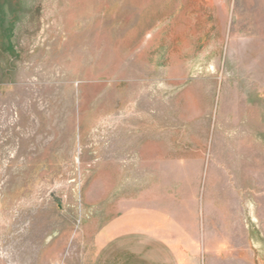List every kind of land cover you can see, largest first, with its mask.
Here are the masks:
<instances>
[{
  "label": "rangeland",
  "instance_id": "374dc122",
  "mask_svg": "<svg viewBox=\"0 0 264 264\" xmlns=\"http://www.w3.org/2000/svg\"><path fill=\"white\" fill-rule=\"evenodd\" d=\"M0 264H264V0H0Z\"/></svg>",
  "mask_w": 264,
  "mask_h": 264
},
{
  "label": "crops",
  "instance_id": "0c3cea01",
  "mask_svg": "<svg viewBox=\"0 0 264 264\" xmlns=\"http://www.w3.org/2000/svg\"><path fill=\"white\" fill-rule=\"evenodd\" d=\"M140 217V227L139 232L142 236H148L155 240L162 239L165 232L162 231L163 229V221L162 216H159L156 212L146 211L143 213L142 211L139 213ZM172 235V234H171ZM169 243V242H168ZM175 242H173L174 244Z\"/></svg>",
  "mask_w": 264,
  "mask_h": 264
}]
</instances>
